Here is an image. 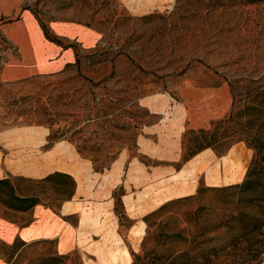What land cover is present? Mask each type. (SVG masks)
Returning <instances> with one entry per match:
<instances>
[{
    "label": "rangeland",
    "instance_id": "obj_1",
    "mask_svg": "<svg viewBox=\"0 0 264 264\" xmlns=\"http://www.w3.org/2000/svg\"><path fill=\"white\" fill-rule=\"evenodd\" d=\"M232 2L23 0L20 9L26 11L19 40L13 36L26 45L21 61H16V45L0 30V179H41L62 172L73 177L77 191L62 202L51 187L40 191L38 186L17 183L20 195L39 196L45 205L37 206L58 218L59 240L23 243L15 239L9 248L0 239V264H59L60 257L64 258L62 264H123L118 256L124 254L131 264L133 255L155 246L152 233L163 230L190 238L198 225L214 221L219 226L192 245L179 262L243 264L250 260L257 251L254 238L261 236L253 237L248 226H240L243 222L254 225L256 220L264 224V215L257 208L223 202L227 194L208 192L201 201L173 205L156 217H148L166 202L195 195L201 185L212 188L206 185L209 165L203 166L196 172L191 194L159 204L153 201L157 190L173 185L169 179L187 169L202 152L212 156L214 174L222 177L227 174L222 160L233 149L246 153L244 175L252 159L253 151L236 142L228 148L215 145L182 162L186 150L200 145L198 131L208 130L228 115L224 112L229 104L227 93L233 101L230 81L237 80L236 93L243 97L249 94L240 88L241 81L264 76V1L257 6H232ZM148 15L147 21L140 19ZM18 17L15 13L0 22L10 23ZM35 20L39 26L40 22L46 25L47 40L72 49L73 65L58 73L6 82L8 78L53 71H42L53 64L46 62L53 51L43 56L33 32ZM51 26L62 27L65 33L60 34L66 37L52 32ZM222 106L226 109L215 116ZM183 107L188 126L177 114ZM44 130L42 144L34 147L25 143L28 136L38 138L35 132H41L42 137ZM59 136L65 138L52 141ZM57 143L72 149L76 161L85 165L83 176L64 164L45 169L38 176L14 173L8 166L27 155L40 160ZM66 202L80 205L64 213ZM199 206L206 208L197 212ZM32 210L22 215L0 205V219L19 225L33 218ZM85 212L87 217L82 216ZM1 226L6 224L0 220ZM181 248L176 245L174 250Z\"/></svg>",
    "mask_w": 264,
    "mask_h": 264
},
{
    "label": "trees",
    "instance_id": "obj_2",
    "mask_svg": "<svg viewBox=\"0 0 264 264\" xmlns=\"http://www.w3.org/2000/svg\"><path fill=\"white\" fill-rule=\"evenodd\" d=\"M233 1L232 6L239 5H254L257 6L264 0H227ZM238 1V2H237ZM151 16H143L140 19L147 21ZM40 27L44 35L49 38L50 34L45 24L40 22ZM67 64L65 68L72 66ZM240 88L245 89L249 95L240 97L236 91L239 87L236 85L237 80L230 81V91L233 98L232 107L228 115L212 123V127L208 130L198 131L200 145L186 150L182 157V162L185 163L199 152L212 148L215 145L230 147L233 143L243 142L249 149L253 151V156L244 179L240 184H233L226 187L204 188L202 185L198 187L195 195L183 197L176 200L166 202L156 211L152 212L148 217H156L168 207L179 204H187L191 201H201L204 195L208 192L214 194H227L222 201L230 203L235 207L240 205L246 209H260L264 215V76L259 78L246 77L241 81ZM240 119H245L241 121ZM53 137V133L49 138ZM64 136H59L52 141H60ZM51 144V141L49 142ZM78 152H81V147L76 146ZM24 182L30 185L38 186L41 191L46 187L62 197V202L69 201L76 190V182L69 174L62 172H53L41 179H26L19 177H6L0 179V205L7 210L27 213L37 205H45L37 195H20L17 189V183ZM52 207V206H51ZM54 208V207H53ZM205 206H199L197 212L204 210ZM237 223H242V221ZM256 224H245L240 226V229H248L256 236L253 245L257 251L252 253L250 260L243 261V264H261L262 254L264 253V224L255 221ZM215 226V227H214ZM219 224L214 221L212 223H201L192 232L190 238L178 237L172 232L158 230L150 236L155 242V246L148 252H143L141 255H133L131 264H187L180 263L179 260L188 255L191 246L199 242L210 229H216ZM248 226V227H247ZM14 242L9 248H12ZM179 245L182 247L179 250H174V247ZM59 264L64 260L60 257ZM245 262V263H244Z\"/></svg>",
    "mask_w": 264,
    "mask_h": 264
},
{
    "label": "crops",
    "instance_id": "obj_3",
    "mask_svg": "<svg viewBox=\"0 0 264 264\" xmlns=\"http://www.w3.org/2000/svg\"><path fill=\"white\" fill-rule=\"evenodd\" d=\"M11 1L12 0H0V21L4 18L11 17L15 13H18L19 17L18 19L10 23L0 22V30H4V33L6 37L9 39V41H11L13 44L16 45V48L19 54V59H17L16 61H21L23 58V54L21 50L23 48L25 49L26 45L23 42H19L17 40H19L20 32H21L20 29L24 22L23 13L26 10L23 11L22 9H20L23 0H18V2L15 4H12ZM50 29L52 32H55L56 34L60 36H65L63 34H60V33H65V30L62 27L51 26ZM33 30H34L33 32L36 33L38 37L39 44L42 46L43 56L48 54L50 51H53V55L48 56L46 59L47 63H53V64H49L45 66V68L42 69V71H48V70H53V71L31 74V75H24V76H19L16 78H8L4 81L6 82L19 81V80H23V79H26V78H29L35 75L58 73L60 71H63L67 64L73 63L74 52L72 51V49L68 47L62 49L55 43H52L51 41L47 40L46 37L44 36V33L41 27L39 26L36 20H35V28ZM28 32L30 31H26V33ZM78 33L82 37L86 36L84 31L82 30L78 31ZM8 35H11V36H8ZM13 36L15 37L17 36L18 37V38L16 37L17 40L13 39L15 38ZM33 48H34V45L31 44L30 45L31 51L33 50ZM7 63H9V61ZM4 67L5 65L3 66V68ZM200 90H202L203 92H209V91H214L217 89H200ZM228 96L229 95L227 93L226 97L229 99V104H228L227 109L225 106H222V108L217 111L215 116L220 115L225 109L226 111L224 112V114L230 111L232 107V101L230 100ZM224 101L225 103H227L225 99ZM177 114L179 118L185 120V124H187L188 126V120L186 118L184 107H183V111L178 110ZM210 119L212 118L210 117L208 118L207 125ZM28 129H38V128H28ZM35 133L38 134V138L28 136L25 143L31 144L34 147L39 144H42L45 140L46 131L42 135V137H40L41 132L38 131ZM12 134L15 135L14 132H12ZM6 135L8 137V134H5L4 136ZM7 137H4L2 140L6 139ZM205 153H208V152H202V154L197 156L194 161L192 160L189 163V167L187 169H184L180 171L179 173L173 175L172 179H169V182L174 181L173 185H164L163 187L158 189L156 192V196L153 198V201L156 204H159L165 200H169L174 197L191 194L194 191L195 184H196L195 182L196 172L200 170V168L203 166L206 167L209 165L207 169V173H206V183H207L206 185L210 187H220V186L231 185V184L238 183L242 180L245 169H246V165L248 163L246 161V153L244 151L239 152L236 149H233L226 158H223L222 160L223 161V165H222L223 171L227 173L223 177L222 175L218 176L217 173L214 174L213 169L215 166L214 164L212 165V156H210L209 153L208 154H205ZM18 159L20 160H18L17 162L8 164V166L12 167V171L18 174H23V175H28V176H38L45 169H52L56 165L64 164L67 167H69L71 170L75 171L77 174L79 173L81 174V176L84 175L85 165L76 161L74 152L64 143H57L56 145H54L52 149L46 151L45 155L40 160L32 159L31 157H29V155H27L25 159L22 157H18ZM218 172L220 174V166H218ZM0 174H1V169H0ZM113 174L116 176V172ZM78 179L80 178L78 177ZM224 179L228 181L225 180L226 182L225 183L223 182ZM76 191H77V187H76L75 192ZM79 205H80L79 203L66 202L63 205V212L67 213V212L76 210V208ZM32 211H33L32 213L33 218H26L27 220L25 219L23 223L19 225H16L14 221H10V220L6 221L3 219H0L1 222L6 224L5 227H2V226L0 227V235L3 236L4 240L2 238L0 239L7 245H11L15 239H19L23 243H29V242H33L36 240H42V239L43 240H52V239L59 240L58 235H59L60 228L57 227L58 218L54 215V213L40 206L34 207ZM20 214L29 215L31 214V211L27 213H20ZM86 214L87 213L85 212V214L83 213L82 216L87 217L88 214L87 215ZM57 243L59 242L57 241ZM119 257H122V260H121L122 262L120 263H123V262H124L123 264L129 263V260L126 257V254L120 255L118 256V258ZM262 264H264V261Z\"/></svg>",
    "mask_w": 264,
    "mask_h": 264
}]
</instances>
